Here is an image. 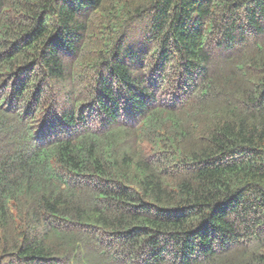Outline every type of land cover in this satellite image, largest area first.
<instances>
[{
	"label": "trees",
	"instance_id": "obj_1",
	"mask_svg": "<svg viewBox=\"0 0 264 264\" xmlns=\"http://www.w3.org/2000/svg\"><path fill=\"white\" fill-rule=\"evenodd\" d=\"M0 264H264V0H0Z\"/></svg>",
	"mask_w": 264,
	"mask_h": 264
},
{
	"label": "bare ground",
	"instance_id": "obj_2",
	"mask_svg": "<svg viewBox=\"0 0 264 264\" xmlns=\"http://www.w3.org/2000/svg\"><path fill=\"white\" fill-rule=\"evenodd\" d=\"M174 80V79H173Z\"/></svg>",
	"mask_w": 264,
	"mask_h": 264
}]
</instances>
